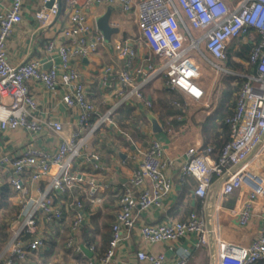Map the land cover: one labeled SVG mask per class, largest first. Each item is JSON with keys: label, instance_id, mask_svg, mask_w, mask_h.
I'll list each match as a JSON object with an SVG mask.
<instances>
[{"label": "built area", "instance_id": "built-area-1", "mask_svg": "<svg viewBox=\"0 0 264 264\" xmlns=\"http://www.w3.org/2000/svg\"><path fill=\"white\" fill-rule=\"evenodd\" d=\"M49 1H52L51 5L46 6ZM22 3L23 0H10L9 6L0 10V130L20 129L30 135L47 130L58 142L55 149H48L30 140L18 153L0 155V177L5 176L16 206L6 218L8 238L0 250V264H26L29 255H36L45 246L46 224L59 221L69 224L65 249L84 255L82 244L74 235L82 225L79 216L71 219L67 210L54 202L53 189L68 174L72 160L105 118L120 108L132 115L139 106L144 111L152 107L151 99L144 96L143 90L153 79L163 77L166 88L182 92L190 100L201 99L204 91L198 84L199 66L192 53L209 61L215 69L239 77L241 82L235 93L232 113L224 119L229 138L219 155L212 157L211 146L188 154L181 167V176L195 178L193 194L199 198L207 195L213 175L223 178L221 193L239 183L248 185L246 202L240 211L234 209L233 213L236 212L239 225L249 222L253 204L256 201L264 203V179L250 174L242 165L264 137V0H239L233 6L225 0H64L67 17L59 32L62 42L49 41L46 45L48 52L57 54L58 63L48 68L43 67L46 60L12 65L7 59V39L22 20ZM113 4L123 13L134 15L139 46L135 47L127 40H113L111 50L121 65L106 63L101 68V84L108 95L103 101L104 112L96 117L97 107L88 98L86 85L72 60L88 57L96 51L98 43L103 42L101 34L88 38L92 26L85 7ZM60 12L59 0H41L33 17L39 28H47ZM191 31H199L200 35L193 36ZM247 33H254L259 39L250 42L252 47L243 61L244 72L219 67L214 61L224 60L231 41ZM200 43L213 62L203 55ZM154 58L160 60L158 64L153 62ZM30 82L39 83L48 91L65 89L61 100L66 107L78 111L77 130L64 134L60 121L35 115L37 102ZM145 162L150 163L135 201L141 210L157 203L170 189V179L164 173L165 163L156 158ZM129 211V206H125L116 214L100 263L111 261L119 241L135 227V216ZM139 233L150 245L178 240L191 233L198 235L196 246H209V239L214 238L208 252V264L264 261V212L256 235L247 244L214 237V231L195 212L182 221L141 224ZM88 250L93 251L94 247L90 245ZM136 258L139 264H186L188 251L184 250L168 261L163 252L141 249L136 252ZM87 264L94 262L90 260Z\"/></svg>", "mask_w": 264, "mask_h": 264}, {"label": "crops", "instance_id": "crops-1", "mask_svg": "<svg viewBox=\"0 0 264 264\" xmlns=\"http://www.w3.org/2000/svg\"><path fill=\"white\" fill-rule=\"evenodd\" d=\"M225 1L233 6L239 0ZM9 3L10 0H0V10L8 7ZM60 4L61 12L56 21L47 28H39L33 14L41 6V0H23L22 20L15 26L6 43L7 59L12 65L35 59L46 60L43 67L47 64L51 66V64L58 63L57 54L54 51L48 52L46 45L49 41H54L56 44L62 42L59 32L65 24L67 13L64 10V0H60ZM108 7L112 9L110 22L118 27V32L111 35V45L113 40H127L133 46H139L137 44L139 33L135 41L125 36L123 12L115 4L87 5L85 7L88 22L92 26L88 38L93 39L100 34L95 27V19L103 14ZM140 46L142 47L143 44L140 43ZM106 63L121 65V61L114 56L112 50L104 42L98 43L96 51L88 57L72 60L73 66L80 72L86 85L88 98L97 107L96 117L102 114L106 107L103 101L108 94L101 84L100 77L101 68ZM159 79L161 83L156 86V82ZM164 80L163 77H157L146 85L143 90L144 96L152 101L150 109L144 111L139 106L132 115H127L123 109L119 111L122 114L120 116L123 119L124 129L129 130L136 123V128H138L136 132L140 131L136 137L130 136L129 131L126 132L124 129L122 131V128L117 125L118 123L114 121L117 127H102L89 142V151L95 152L100 156L105 166V171L103 173H86L84 177L86 179L92 177L98 183L109 182L112 184L111 189L96 195V201L85 202V200H82L88 222L82 224L78 232L80 237L77 236L79 237V240H77L86 248L92 245L94 250L89 251L90 255L86 253L81 255L65 249L64 241L67 234L66 232L64 233V230L68 233L69 224L53 222L46 224L44 229L45 246L36 255H29L26 264H87L90 260L94 264H102L99 258L105 254L110 239V226L116 219L114 214L117 212V193L126 184L130 175L128 166L134 162L130 157L137 151H143L141 148L145 150L154 138L159 137L161 142L166 141L165 131L170 135L167 138L170 142V147H166V150H164L165 156L172 157L173 162L166 167L164 173L172 181L171 191L161 197L157 203L143 210L139 209L135 204L138 193L136 194L133 205H128L130 208L129 213L135 216V227L119 241L114 256L108 264H139L136 252L141 249L152 253L163 252L168 261L186 250L188 255L192 252L195 254H193V257L195 256L193 258L195 264H204L205 258L209 262L208 252L211 250L210 244H212L211 240L214 238L209 239V246L198 247L196 246L198 239L196 233H191L178 240L151 245L145 243L140 236L139 227L141 224L182 221L191 212H195L204 218L208 228L214 231V237L237 244H247L253 239L264 212V203L256 201V207L251 210L249 222L244 226L238 224V216L236 212L233 213L234 209L239 211V207H243L246 202L247 193L249 192L248 185L239 183L226 193H221L223 178L213 175L207 195L204 198H199L195 195L193 196L196 185L195 178L190 175L181 176V167L188 154L197 152L207 146H211L212 150H216L217 141L223 137L222 129L216 125L217 106L220 102L219 87L215 89V91L219 89L217 91L219 93L214 92L211 96H208L205 88L199 83L204 95L197 101H188L185 96L175 90L183 100V110L178 116H171L172 118L177 117L178 123L174 125L169 122L170 118H167L163 108L156 100V90L166 88ZM29 84L37 102L35 115L45 120L60 121L64 127V134L75 131L78 111L66 107L62 102L61 97L65 89L60 87L56 91H48L39 83L30 82ZM149 89H153V95L148 92ZM234 102L235 97L234 101H231L227 106V110H230V112H232ZM148 113H151L152 116L148 117ZM228 113L227 115H229ZM153 117L158 123L156 128L151 122ZM209 118L211 120L205 123ZM157 129L159 130L158 134H154ZM263 139L264 137H262L261 142L252 150L242 165L250 174L264 179ZM30 140H34L37 145L48 149H55L58 142L57 138L47 130H42L38 135H30L20 129L11 131L0 130V155L5 153L16 154ZM80 172H83V169H80ZM4 186L10 192L8 197L10 206L6 210L0 209V229L8 235L6 218L16 210V206L13 204V192L8 187L5 176L2 175L0 177V193ZM75 190L79 192L78 189ZM255 209L258 210V213L254 212ZM91 211H96V215L91 214ZM107 215L111 217L105 220ZM94 218H96L95 223H93ZM82 233H84L85 237L87 236L86 240L82 239ZM196 249H202V251L196 253Z\"/></svg>", "mask_w": 264, "mask_h": 264}, {"label": "bare ground", "instance_id": "bare-ground-1", "mask_svg": "<svg viewBox=\"0 0 264 264\" xmlns=\"http://www.w3.org/2000/svg\"><path fill=\"white\" fill-rule=\"evenodd\" d=\"M116 110L107 118H105V120L102 123L98 124L93 129L92 134H90L89 137L87 138L86 144L84 145L85 147L82 150H80V154L79 155L77 154L75 159L72 160L71 167L68 170V174L63 178L59 186L53 189V194L51 195L53 197L54 202L60 207L70 211L72 209H75L76 211L74 212L78 213L79 220L82 224L88 222V217L84 210L83 201L76 199L75 195L80 196L82 195V193L83 194L89 193L91 195L90 201L93 200L96 201L97 199L95 197L98 193L106 192L112 187V184L109 182L98 183L92 177L86 179L84 175L86 173L87 174L103 173L105 171V166L103 165L100 156L95 152L89 151V142L91 138L94 136V134L98 132L102 127L116 126L115 123H113L114 122L113 115L116 112ZM150 116H152V114L148 113V117ZM151 122L155 128L158 127L157 120L154 117L151 118ZM161 149H162V142L159 139L154 138L150 141L149 146L143 152L145 153V156L148 157L149 160H152L155 157V156L152 157V155H154V152L157 151L160 153ZM141 153L142 151L135 152L130 157L131 160L136 163L138 161L139 162L138 164H140V161L146 158L142 156V158L139 159L141 157ZM82 159H87V160L86 162H84V160ZM80 169H83V172H80ZM139 176L140 175L137 172L130 173L125 185H127L130 188L136 185V183H138ZM171 188H172V181H170V189L168 193L171 191ZM75 189H78L79 192H77ZM122 189L118 190L117 193L118 196H117V204H116L117 207L116 214L121 212L125 207L124 201L123 199H121L123 197L120 193ZM61 190H64L63 194L65 199L59 197V192ZM118 200L120 201L118 202Z\"/></svg>", "mask_w": 264, "mask_h": 264}, {"label": "trees", "instance_id": "trees-1", "mask_svg": "<svg viewBox=\"0 0 264 264\" xmlns=\"http://www.w3.org/2000/svg\"><path fill=\"white\" fill-rule=\"evenodd\" d=\"M258 36L255 35L254 41H258ZM252 47V44L250 42H245V43H240L236 48H228L226 50L225 54V59L223 62L225 63V66L227 69L230 71L236 72V73H242L245 70V65L243 64V61L246 60L248 57L250 48ZM237 79L238 83H233V80ZM241 79L237 76H234L232 74H223V78L221 79V84L219 86L220 89V102L218 103V111H217V122L216 125L222 129L223 137L217 141V148L216 150H212V156L214 158H217L219 155V151L221 150L222 146L224 143L228 140L229 138V129L227 124L224 122V119L227 115V113L230 115L232 112L230 110H227V106L231 103V101H234V93L238 90L239 85H240ZM156 100L158 104L163 108L165 115L167 118H170L169 122L171 124L176 125L178 123L177 117H171V116H178L180 113H182L183 110V100L180 96V94L172 89L168 88H161L156 90ZM121 108L116 110V112L113 115V119L117 125L123 129L124 123L122 122V116L120 117ZM126 117V116H125ZM208 120H211V118L207 119L205 123H208ZM136 123L135 126L129 130H125L126 132L129 131L130 136L136 137L138 131V128H136ZM10 192L8 191L7 187L4 186L1 189L0 193V209H5L10 206L8 197H9ZM97 217V216H96ZM110 215H107L105 217V220L108 219ZM96 218L93 219V223H95ZM103 224V223H102ZM102 227V225H101ZM67 232L64 230V233ZM8 238V235L0 229V250L3 246V244L6 242ZM199 247V246H198ZM202 251V249H196V253H199ZM193 252L188 255V259L186 264H195L193 261ZM195 255V254H194ZM204 264H208V261L204 260ZM254 264H264V261H258Z\"/></svg>", "mask_w": 264, "mask_h": 264}, {"label": "rangeland", "instance_id": "rangeland-1", "mask_svg": "<svg viewBox=\"0 0 264 264\" xmlns=\"http://www.w3.org/2000/svg\"><path fill=\"white\" fill-rule=\"evenodd\" d=\"M122 17L124 18V28H125V36L128 37L130 40H133L135 41L136 40V37H137V25L135 23V20H134V15H132V13H122ZM191 34L193 36H199L200 35V32L199 31H191ZM255 39V34L254 33H247L246 35H243V36H239L235 39H233L231 41V43L228 45L227 49L232 47V48H236L240 43H245V42H251V41H254ZM189 42H187L188 44ZM199 48L201 50V52L203 53V55L205 57H207L211 62H213L214 60H212L209 55L207 54V52L205 51L204 49V46H203V43H200L199 44ZM192 56L195 60V62L198 64L199 66V79H198V84H202V86L205 88L206 90V94L208 96H211L214 92L215 93H219L217 92L219 89H217L215 91V89L217 87H219L221 84V79L223 78V74H227L229 72L227 71H224V70H217L215 69L211 63L207 60H204L200 55H198L197 53H192ZM159 59L158 58H154V63L155 64H158L159 63ZM216 63L219 64V67L225 69V70H228L230 71L229 69H227V67L225 66V63L222 61H214ZM230 74V73H229ZM163 81V80H162ZM158 83L160 84L161 83V80L159 79L157 82H156V86H158ZM233 83H238L237 79H234L233 80ZM199 84V85H200ZM147 91V90H146ZM148 92L153 95V89H149ZM237 92V91H236ZM235 92V93H236ZM183 96H185L182 92H180ZM234 93V95H235ZM186 97V96H185ZM235 97V96H234ZM187 98V97H186ZM188 99V98H187ZM188 101H190V99H188ZM121 117V116H120ZM114 123V122H113ZM78 127H75V130H77ZM124 129V128H123ZM122 129V131H123ZM126 130V129H124ZM121 131V132H122ZM158 129L156 131V133L154 134H158ZM155 132V131H154ZM159 136V135H158ZM169 133L165 131V139L166 141H162L163 145H162V149H161V152H157L155 151L154 152V155H152V157L156 158V159H160L162 160V162L165 163V169L168 165H171L172 164V157H166L165 156V152L164 150H166V147H170V142L167 140V138L169 137ZM157 139H159V137H157ZM165 148V149H164ZM143 151H144V148H141ZM142 151L141 153V157L139 159L142 158V156L146 157L145 156V153ZM80 153H78L79 155ZM153 158V159H154ZM152 159V160H153ZM84 160V162H86L87 159H82ZM145 161H149L148 157H146L144 160L140 161V164H137L135 162H133V164H130L128 166L129 168V171L128 173H132V172H137L139 173V180H138V183H136V185L132 186L131 188L128 187L127 185H124L123 186V189L120 191L121 195L123 196L121 199H123L124 201V205L125 206H129L133 205L134 203V197L136 196V194L138 193L140 187H141V181L142 179L145 177L146 173H147V167L149 165L150 162H145ZM145 162V163H144ZM144 163V164H143ZM125 187V189H124ZM86 189H87V186H86ZM64 190L60 191L59 192V197L62 198V199H65L64 197V194H63ZM62 195V196H61ZM83 196V197H82ZM75 198L78 199V200H85V202H89L91 200V195L89 193H86V194H83L80 195V196H77L75 195ZM120 199V200H121ZM118 200V202L120 201ZM136 200V199H135ZM117 203V202H116ZM74 211H76L75 209H72L71 211L70 210H67L68 214L71 216V219L72 217L73 218H78V213L76 214ZM91 214H95L96 215V211H91ZM111 217V216H110ZM114 217H116V214H114ZM59 224H61V221H59ZM82 226V225H81ZM69 232V231H68ZM79 231H76L74 233V235L76 236V238L78 239L80 237V233H78ZM66 234H68L66 232ZM65 235V234H64ZM67 237V235H65ZM79 236V237H77ZM82 239L83 240H86L87 239V236L85 237L84 236V233H82L81 235ZM79 240V239H78Z\"/></svg>", "mask_w": 264, "mask_h": 264}, {"label": "water", "instance_id": "water-1", "mask_svg": "<svg viewBox=\"0 0 264 264\" xmlns=\"http://www.w3.org/2000/svg\"><path fill=\"white\" fill-rule=\"evenodd\" d=\"M60 2V0H59ZM52 3V1H49L46 3V6H50ZM111 8L108 7L107 10L99 15L96 19H95V27L96 29L99 31V33L101 34L102 38H103V42L106 43V45L108 46V48L111 49L112 45H111V35L114 33L118 32V27L114 26L111 24L110 22V17H111ZM49 66V64L44 65V68H47ZM194 196V194H193ZM253 207H256V202L253 204ZM242 207H239V211L241 210ZM254 212L258 213V210H254ZM82 250L84 253L89 254L90 252L88 250V248H86L85 246L82 245Z\"/></svg>", "mask_w": 264, "mask_h": 264}]
</instances>
